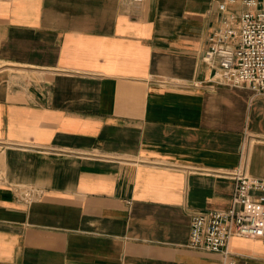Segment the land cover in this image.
<instances>
[{
    "label": "crops",
    "instance_id": "obj_1",
    "mask_svg": "<svg viewBox=\"0 0 264 264\" xmlns=\"http://www.w3.org/2000/svg\"><path fill=\"white\" fill-rule=\"evenodd\" d=\"M222 2L0 0V264H228L190 216L264 181V95L202 61Z\"/></svg>",
    "mask_w": 264,
    "mask_h": 264
},
{
    "label": "built area",
    "instance_id": "obj_2",
    "mask_svg": "<svg viewBox=\"0 0 264 264\" xmlns=\"http://www.w3.org/2000/svg\"><path fill=\"white\" fill-rule=\"evenodd\" d=\"M129 1L134 5L144 2ZM228 3L234 4L235 0ZM241 4L243 10L239 15L227 12V2L218 6L222 14L219 28L208 38L202 61L212 68L211 79L215 83L246 87L264 95V0H241ZM244 170L245 160L230 174L234 187L227 209L191 213L190 250L218 254L233 264L228 252L231 238L264 236V181Z\"/></svg>",
    "mask_w": 264,
    "mask_h": 264
}]
</instances>
